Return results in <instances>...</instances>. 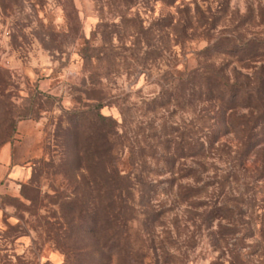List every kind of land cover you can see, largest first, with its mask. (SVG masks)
<instances>
[{
    "label": "rangeland",
    "instance_id": "rangeland-1",
    "mask_svg": "<svg viewBox=\"0 0 264 264\" xmlns=\"http://www.w3.org/2000/svg\"><path fill=\"white\" fill-rule=\"evenodd\" d=\"M220 35L264 37V0H0V264L264 263V142L211 145L215 110L179 80L211 64L256 84L264 56L205 52ZM98 104L131 187L116 237Z\"/></svg>",
    "mask_w": 264,
    "mask_h": 264
},
{
    "label": "trees",
    "instance_id": "trees-1",
    "mask_svg": "<svg viewBox=\"0 0 264 264\" xmlns=\"http://www.w3.org/2000/svg\"><path fill=\"white\" fill-rule=\"evenodd\" d=\"M210 54L225 53L239 56L241 60L255 59L264 56V37H253L241 40L234 36L220 35L212 41L204 50ZM232 77L221 67L211 64L198 66L180 77L182 86L188 87L191 98L200 101H209L214 112L215 126L209 132V142L211 145L220 138L222 133L234 132L240 142L241 151L239 157L245 159L254 153L256 147L264 142V73L258 74L256 84L253 85V77L243 75L234 71ZM103 105L98 104L95 117L96 130V153L101 155L100 143L106 139L107 151L111 155L112 175L108 183L112 184L113 191H118L116 200H111L109 208L110 218L107 219L109 227H112L113 237L118 235V231L126 227V219L120 216L127 208L130 194V184L128 177L118 171L114 150L121 135L117 131V121L100 113ZM246 108L248 112L240 114V110ZM259 129V130H258ZM101 140V141H100ZM205 142L197 140L191 145V154L197 156L203 152ZM258 149L257 151H261ZM218 213H223L224 209H216ZM139 252L132 253L126 251L129 257L128 264H144ZM264 264V263H262Z\"/></svg>",
    "mask_w": 264,
    "mask_h": 264
}]
</instances>
